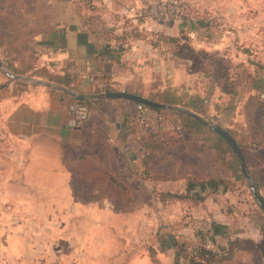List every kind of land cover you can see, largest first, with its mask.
<instances>
[{"label": "crops", "instance_id": "0c3cea01", "mask_svg": "<svg viewBox=\"0 0 264 264\" xmlns=\"http://www.w3.org/2000/svg\"><path fill=\"white\" fill-rule=\"evenodd\" d=\"M152 1L90 0L87 10L82 0H20L18 13L8 15L0 8L1 19L16 23L8 31L6 25L0 28V66L58 87L25 85L0 70V264H201L191 258L200 244V225L209 229L212 252L221 264H259L250 243L264 247V209L250 190L242 185L237 191L221 185L188 187L186 176L198 173L178 175L173 152L189 153L192 148L184 145H170L148 162L132 122L135 103L99 95L123 91L149 97L181 89L190 72L163 46L152 44L155 34L176 37L180 29L191 41L192 31L218 21L220 39L228 36V27L236 36L264 35V0H181L192 8L187 18L166 22L144 16ZM239 22L245 24L242 29L235 27ZM203 41L206 54L234 51H222L210 37ZM60 88L88 97V120L76 122L75 99ZM230 94L264 99V90L236 88ZM248 125L251 139L243 147L250 157L254 154V179L263 202L264 130L258 135ZM162 158L170 161L168 171L150 169ZM124 166L134 174L147 167L168 176L150 181L156 199L158 192H168L198 200L179 208L171 201L154 204L152 219L144 206L130 210L97 204V198L114 195L129 202V192L117 184H125ZM210 177L234 180L229 174Z\"/></svg>", "mask_w": 264, "mask_h": 264}, {"label": "rangeland", "instance_id": "374dc122", "mask_svg": "<svg viewBox=\"0 0 264 264\" xmlns=\"http://www.w3.org/2000/svg\"><path fill=\"white\" fill-rule=\"evenodd\" d=\"M19 2L20 0H0V8L6 11V15H8L10 11L18 13L17 6ZM21 2H24V0H21ZM181 2L184 3V7L188 11L192 9L188 3L184 1ZM209 24V27L200 26L192 31L194 36L191 41L187 38L189 36H187L188 34H185L184 30L178 29L177 33H179V35L176 36L178 37L177 47L181 49V55L175 58L178 63H183L182 70H188L190 72V78L189 81H184L182 88L176 90L174 95L180 100L181 105L189 102V96L200 95L202 97H200L202 102L199 105V109L202 110L203 114L201 117L197 115L196 117L202 119L204 127L209 129L208 125L210 123L219 124V126L230 131L233 136L237 137L243 147L248 145L249 140L251 139V133L248 132L249 122L254 125L255 128L253 129L257 130L258 135L264 130V99L249 96L244 97V99H240V97H232V94H230L232 90L226 86L224 77L232 74L234 71L233 67H231L233 69H228L229 65H235L238 63L246 64L249 62V59H252V61L256 60L257 63H264V35H260L259 33L250 38L241 35L236 36L237 33L232 31V27H228L227 30L230 33L226 38L223 37L224 39H220L218 35H220V30H222V28L219 27V22L212 21ZM5 25L7 26L6 30L8 31V26L16 25V23L9 22V19L6 16V18H0V28L3 29V26ZM244 25L243 22H239L238 26L235 27L242 29ZM262 25L263 23L260 24L259 27H262ZM262 29H264V27ZM207 37H210L213 44L220 46L222 51L228 48H234V51L229 55H220L216 52L206 54L205 50H202L204 49L202 48V45L204 42L203 40ZM10 47V45L6 46L7 49ZM201 51H203V53ZM235 51L238 53L235 54ZM233 53L235 55H233ZM2 55V59L7 62L9 66H12L13 63L9 60L8 55ZM234 57H236V62H232V59H235ZM18 72L22 71L18 70ZM16 74L27 76V74L24 73ZM177 75L180 77L179 73ZM189 112H187V115H189ZM179 140L183 142H192L191 136L188 135V133L180 134ZM97 151L102 156H108V154L100 149V147H98ZM173 152L179 165H181L179 173L184 174L187 171H195L196 173L203 172L208 175L210 174V176L217 177H226L227 175L224 170L216 165L214 166V159L219 155L217 152L215 154L202 152L195 146H193L187 154L181 149H174ZM248 158L251 166L250 170L247 168L249 178H243V184H240L238 180H229L228 184L231 190L237 191L238 186L240 188V185L246 190H249L248 185L251 182H256L254 179V174H256V172L253 170L256 162L253 159L254 154L253 158L250 157V155ZM151 165L150 169L152 170L168 171L170 168V161L162 158L155 163H151ZM122 168L128 173V176L124 175V179H126L124 185L130 194L129 202L127 203L125 198H120L119 196L114 195L106 199L97 198V204L113 205L118 208L128 206L130 210L134 207L144 206L146 211H148V214L146 213L145 216L147 219H152L150 212L153 209L154 204L158 206H167L168 202L171 201L175 205V208H179L188 201L183 193L180 194L181 197L156 199L154 191H152L151 182L147 179L148 177H145L149 175H145L143 172H141V175L134 174L130 168H126L125 166ZM82 200L85 202L88 199ZM169 211V213H176L177 210L174 209ZM166 218L167 214L162 212V221Z\"/></svg>", "mask_w": 264, "mask_h": 264}, {"label": "trees", "instance_id": "16d2710c", "mask_svg": "<svg viewBox=\"0 0 264 264\" xmlns=\"http://www.w3.org/2000/svg\"><path fill=\"white\" fill-rule=\"evenodd\" d=\"M82 2L85 4V8L87 10L91 9L90 0H82ZM183 5L181 13H180V19H186L187 13L189 11L184 7ZM133 34H135L134 31H132ZM138 36V35H134ZM152 44L154 46L160 45L164 47V50L166 52H169L172 57H177L181 55V49L177 47L178 37H171V36H164L155 34L153 37ZM191 50V49H190ZM192 51V50H191ZM203 53V51H201ZM250 52V51H249ZM251 53V52H250ZM234 71L232 74L227 75L224 77L225 84L227 87H229L232 91L236 88H242L246 91L254 90L255 92H261L264 90V63L257 61H252V59H249L248 63H238L235 65H229L228 69H233ZM17 71V72H15ZM22 72H18L17 69H13V72L15 73H24L26 74V71L20 70ZM65 78V77H64ZM67 79V78H66ZM49 80H54L55 82H58V80L51 76ZM61 81V79L59 80ZM63 86L66 88H69V85L65 83V79ZM108 92H114V91H105ZM128 93V92H126ZM138 96H142L139 93H131ZM175 91L167 90L162 93H155L150 95L149 97H145L151 101L162 103V104H168L171 106H176L179 108L178 111H170V110H164V109H152L150 110L154 113H174L178 116V121L174 122L170 125H167L163 128H156V129H142L138 128L136 124L134 123V116L132 119V122L134 123V127L137 130L138 133V144L140 147V150L145 154V158L148 162H150L152 159L155 158V156L165 148H167L170 145H184L186 148H192L193 146L201 149L202 152L206 153H212L215 154L216 152L219 154L214 159V166H218L222 170H224L227 174H229L231 177H233L234 180H238L240 184H243V178H245V175L241 169L240 161L236 158L233 151L229 147V145L226 143V141L217 135L215 132L206 129L204 127V123L202 122V119L199 117H191L187 115V112H193L197 116H202V110L199 109V105L201 104L202 100L199 96H189V102L180 104V100H178L175 97ZM143 97V96H142ZM75 104L84 105L87 107L88 111L90 110L91 103L88 102H81L74 100ZM136 104V103H135ZM88 120V119H87ZM228 134L234 138L233 134L226 130ZM188 133V135L191 136L192 142H183L179 140L180 134ZM235 141V139H234ZM211 142V143H209ZM238 148L240 149L242 156L246 162V164L249 163L248 158V152L244 149V147L241 146L240 142L235 141ZM246 151V152H245ZM180 165L178 163L177 170L179 172ZM249 170V168H248ZM148 177L147 179L150 181L153 180H160L165 181L168 179V176L164 174H153L150 172L147 167L141 171ZM141 172L138 173L141 175ZM178 175H183L182 173H179ZM186 179L188 180V187H204L205 185H221L229 187V180L228 179H219L216 180L214 178H211L210 176H202L199 173L195 175H188L186 176ZM116 182V181H114ZM117 183V182H116ZM120 185L121 189L126 194L128 190L126 189L125 185L123 183H117ZM257 189V186H256ZM158 199H164L165 197H181L179 193H164V192H158L157 193ZM185 197L190 201L198 200L195 197H190L187 194H185ZM261 199V197H260ZM262 200V199H261ZM264 203V201H263ZM236 242L232 243L230 248L231 250L236 247ZM252 249L255 251L259 264H264L262 257L264 256V247H258L250 243ZM191 258H196L201 264H221V260L217 258V255L213 253L212 251L206 250L201 242L196 247L195 252Z\"/></svg>", "mask_w": 264, "mask_h": 264}, {"label": "built area", "instance_id": "2783aa9c", "mask_svg": "<svg viewBox=\"0 0 264 264\" xmlns=\"http://www.w3.org/2000/svg\"><path fill=\"white\" fill-rule=\"evenodd\" d=\"M183 5L184 3L176 0H154L146 7L144 16L161 22L180 19ZM135 111L134 123L142 129L163 128L178 121V116L174 113H154L150 107L139 103L135 104ZM73 114L78 123L86 121L89 117L87 107L80 104H74ZM196 233L202 246L206 250L213 251L214 247L210 241L209 229L200 225L197 227ZM262 260L264 262V256Z\"/></svg>", "mask_w": 264, "mask_h": 264}, {"label": "water", "instance_id": "95a60500", "mask_svg": "<svg viewBox=\"0 0 264 264\" xmlns=\"http://www.w3.org/2000/svg\"><path fill=\"white\" fill-rule=\"evenodd\" d=\"M0 70L9 78L12 79L16 82H20V83H25V84H34V85H41V86H45V87H50V88H55L57 89L58 87L53 85L52 83L48 82V81H44L41 79H37L34 77H30V76H23V75H19L16 73H13L12 71H10L9 69H7L3 64L0 66ZM60 90L66 94V95H70L72 96L75 100L77 101H81V102H85L88 97L85 95H81L75 92H71L68 91L65 88H60ZM100 97L104 98V99H115V98H120V99H125L134 103H139V104H143L145 106H148L152 109H164V110H171V111H178L179 108L176 106H171L168 104H162V103H157L154 101H151L145 97L142 96H138L135 94H131V93H126L123 91L120 92H108V93H103L101 95H99ZM191 117L196 118V115L194 113H188ZM208 128L215 132L217 135H219L220 137H222L226 143L229 145V147L231 148V150L233 151L234 155L236 156V158L240 161V165H241V169L245 175V177L248 179L249 176L247 174V165L246 162L242 156V153L240 151V149L238 148L236 142L234 141V139L228 134V132L226 130H224L222 127H220L219 125L215 124V123H210L208 125ZM249 190L254 198V200L256 201V203L259 205L260 208L264 209V204L262 202V200L259 197L258 191L256 189V184L255 182H251L249 185Z\"/></svg>", "mask_w": 264, "mask_h": 264}]
</instances>
